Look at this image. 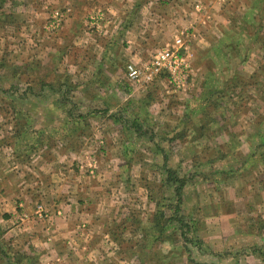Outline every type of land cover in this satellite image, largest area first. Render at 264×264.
Listing matches in <instances>:
<instances>
[{
    "label": "rangeland",
    "instance_id": "374dc122",
    "mask_svg": "<svg viewBox=\"0 0 264 264\" xmlns=\"http://www.w3.org/2000/svg\"><path fill=\"white\" fill-rule=\"evenodd\" d=\"M189 1L179 12L164 14L165 21L149 20L146 15L142 25H135L139 33L147 24L166 25L164 44L148 46L151 52L137 57L140 60L134 59L132 48L121 50L123 57L134 61L126 60V68L129 64L141 67L156 51L172 45L175 36L186 33L192 68L185 89L173 88L166 77L134 84L123 75L120 89L133 96L125 97L121 91L106 95L113 106L125 99L122 108L130 120L136 107L149 104L148 138L127 144L132 155L123 159L103 153L107 147L118 148V137L107 144L102 138L121 128H103L107 114L83 107L90 100L100 106L104 95L98 84L90 88V78L101 72L104 62L99 48L113 35L114 9L128 0H0V201L6 195L13 198L11 207L22 203V227L48 220L54 235L56 224L45 204L66 197L67 186L59 177L52 179L53 168L36 176L40 169L34 170L39 164L34 149L44 148L47 158L58 159L68 144L74 149L69 161L75 164L73 174L79 179L75 185L85 183L95 202L90 216L99 217L115 204L113 222L108 218V222H97L102 229H96L92 237L78 232L65 236L64 231L53 245L31 251L19 249L24 240L15 245L17 237L7 236L4 247L13 250L10 264H34L41 259L43 264H264V75L260 71L264 3L229 0L220 21L212 6L201 7L193 19ZM66 8L71 12L65 22L48 31L45 27L53 12ZM251 11L254 19L246 23L244 18ZM178 16L187 24L173 31ZM66 82L76 91L74 116L83 114V120L68 118L71 106L60 102L71 96L65 85L60 87ZM127 130L136 131L132 126ZM66 137L70 141L63 143ZM86 137L91 142H82ZM14 150L22 169H15L19 163ZM118 166L124 167L122 172ZM168 169L187 180L179 214L184 225L169 224L166 235H174V244H160L154 230L157 205L165 195L174 199L172 190H162ZM6 185L12 191L8 187L7 193L2 191ZM164 205L166 217L171 218L168 203ZM4 212L0 203V216Z\"/></svg>",
    "mask_w": 264,
    "mask_h": 264
},
{
    "label": "crops",
    "instance_id": "0c3cea01",
    "mask_svg": "<svg viewBox=\"0 0 264 264\" xmlns=\"http://www.w3.org/2000/svg\"><path fill=\"white\" fill-rule=\"evenodd\" d=\"M227 1L229 0H190L189 3L192 6V12H194V15L192 17L193 19L197 18L196 11H200L201 7L203 9L205 8L209 9L212 6L215 11L214 14H216L218 20L221 21L219 17L223 18L222 16L224 15V13L222 12V10H224V7H226ZM185 2L186 0H128L126 4L122 2L121 4L116 6V9H114L113 15H116V17L114 16V18H110L111 20L114 21L110 24V26H112L113 29L111 31L113 35L112 37L110 35L108 40H105L104 45L101 44L99 48L102 51V56L100 57H102V62H104L100 64L101 72L97 74H92V77L90 79L93 80L89 83L90 88L98 84L100 91L104 96L100 97V101H101L100 106L99 105L93 106L94 103L90 100L88 104H85V106L83 107L84 109L85 108L89 109V111H94V109H97L98 111H106V110L109 111L107 116L103 118L104 123L102 124V127L107 129H110V127H114L116 128V130L121 128L120 132H117L116 134L115 133H113L112 135L108 134L102 137L105 140L106 144L107 142L108 143L110 142L109 139L111 138H114V140H116V137H118L117 141L120 143L117 149L112 148L111 150H109L107 147L106 150H104L103 152L104 154H109V152H111L113 155L117 156L116 158L119 157L123 159L128 157L129 155H132L130 150H128L127 144L135 143V141L136 142L144 141L145 138H148V134L146 133L147 132L146 125H149L151 127V124L148 120V115L150 113L149 104L148 106L139 105L136 108L133 107L135 108L136 112L134 111L135 114L132 120L126 117L125 110L124 108H122L123 104L125 103V99L121 100L120 98V101L116 106L108 104L110 100L106 98L108 97L106 95L115 94L116 92L118 94L121 91V93L125 95V97L128 96L129 98H131L133 96V93L127 94L124 93L122 89H120L121 82L119 80L123 77V75L127 76V68L126 66H124V63L128 59L132 61V59L128 58V56L123 57V55H121L122 53L121 50L125 47H129L130 49L132 48L135 54L134 59L140 60V58L137 57L142 55L146 56L147 52L149 53L151 52L149 51V49H147L148 46L164 44L167 40L166 25L162 24V25L150 26V24H147L141 30L140 33L139 30L134 29L135 25L136 26H138L137 24L142 25V21L146 18V15H149L147 16V19L149 20L156 21V19H162V21H165L163 19L165 18L164 14L166 13L169 14L172 11H175V13L179 12L177 9H179L181 5L185 6ZM172 3H173V7L171 6ZM225 11L227 12L226 8ZM174 23L175 26H172L173 31H177L180 28L181 29L185 28V25L187 24V22L185 23V19H183L182 16H178V18H175ZM193 24L196 23L194 22ZM219 28L220 30L224 29L223 26H220ZM146 32H148V34L145 36L144 33ZM142 59L143 57H141V60ZM132 62L134 63V61ZM123 66H124V73L122 71ZM74 93H76V91L75 92L71 91L70 93L71 96L67 97L68 100H71L73 104L75 103L74 99L72 98V95H74ZM118 111H120L119 114ZM178 125L179 124H176L175 126L172 127H177ZM130 126L132 127L139 126L138 128L140 129L139 131H135V132L133 130L131 131L127 130V132H124V128L125 127L130 128ZM129 132H131V134H128ZM102 138H95V139H102ZM83 139L84 140H82V142H84L85 140H87L86 142H91V138L87 139L86 137ZM66 141H70L69 137H66L62 142L65 143ZM14 149H16V147H14ZM36 149H34L35 151H37V155H36L37 157L35 162H38L39 164L38 166H35L34 170L37 172L36 168L40 169V171L37 172L36 176L38 174L42 175L43 173H48L49 172L48 170L53 168L54 171L50 170V172L51 171L53 172L51 177L52 179L54 177H59L60 182L65 184V186H67L66 197L63 196L56 197V200L53 199V201L45 204L53 217L52 220H54L56 224L54 227V233H53L54 235H52L51 234L53 231L52 226L46 224L48 220L44 221L43 225H39V226L32 225L31 227H22L20 223L21 215L19 214V212H21V209L19 207L20 204L22 203L18 204L19 203L18 202L14 207L13 206L11 207L10 204L13 201L11 199L13 198L4 195V197H6V200L2 199L0 201L1 206L4 208V211H6L4 212V214L0 216V234H1L0 261H2L3 259L6 261L2 262V264H8V263L10 264V259H11L10 256L13 251L11 249V246L7 248L4 247L5 239L7 236L11 235L13 237L14 236L17 237L14 242L15 245L16 244L19 245L20 239L21 241L22 240L25 241L23 245H19L20 250L31 249V251H33L38 247L44 248L45 247L44 245L46 246H49L50 244L53 245L54 241L58 237L63 236V234L61 233L64 231L66 232V234L64 233L65 236L68 233L74 234L78 232V233H82L84 236L88 237L91 235L92 237L91 233H94L96 229L98 230L102 229L101 225H99L97 222H101V223L108 222L107 218L109 219V221H112V210L115 209V204L109 205L106 211L99 217L94 218V216L93 217L90 216L91 213L90 207L92 206L91 204H94L95 202L90 198L91 197L89 195L90 190L85 183L82 184L81 186L75 185L76 184L75 180L79 181V179L76 178L73 174L75 164H73V161H69V158L71 159V157L74 155V153L72 152L74 149L71 150L72 148L71 147L69 148V145L67 144L64 150L65 154L61 155V157L58 159H56L55 157L47 158L46 156L47 154H45L44 148H42L41 150L39 149L36 150ZM147 152L148 154L150 153L149 149ZM14 157L19 163L17 164V166L19 165L21 167L20 168L18 166V168L15 169H22L23 164L20 162L21 157L18 155V153L15 150H14ZM63 157H65L66 166H63L62 164L64 162ZM116 165L114 167L115 169H116ZM117 169L121 171L122 169H124V167L118 166ZM76 186L79 187L80 189L78 188L76 189ZM7 187L8 185H6L2 191L6 192L5 190ZM8 189L12 191V188L10 186L8 187ZM100 202L104 203V201L101 200ZM9 207L11 208L10 211H8L7 209ZM117 209L118 211L121 212L120 206H118ZM76 213H78V215ZM8 222H12L13 224L11 226H7ZM20 234H22L23 236H20ZM106 238H108V236ZM31 251L28 254H31ZM50 255H51L50 259H53L54 255L53 254ZM34 264H43V260L42 259L38 261L35 260Z\"/></svg>",
    "mask_w": 264,
    "mask_h": 264
},
{
    "label": "built area",
    "instance_id": "2783aa9c",
    "mask_svg": "<svg viewBox=\"0 0 264 264\" xmlns=\"http://www.w3.org/2000/svg\"><path fill=\"white\" fill-rule=\"evenodd\" d=\"M71 12L70 8L56 10L51 22L46 25L48 31L60 28ZM99 16L98 19H101ZM185 34L175 36L173 44L156 51L151 60L141 67L135 64L127 66L128 80L134 84L152 83L157 79L167 78L168 83L178 90L185 89L191 77L192 68L188 61V48ZM41 210V208H40Z\"/></svg>",
    "mask_w": 264,
    "mask_h": 264
},
{
    "label": "trees",
    "instance_id": "16d2710c",
    "mask_svg": "<svg viewBox=\"0 0 264 264\" xmlns=\"http://www.w3.org/2000/svg\"><path fill=\"white\" fill-rule=\"evenodd\" d=\"M256 3H257L256 5H258V4L261 5L264 3V0H256ZM253 15H254L253 11H251V14H247L244 18V19H247L245 22L248 23L247 22L248 20H249V22H251L254 19ZM260 71H261V74L264 75V64H262V66L260 67ZM257 76L259 77V75H257ZM64 85L68 88L69 91L75 90V87L71 86L72 83L70 84V82H66L65 84H61L60 87H63ZM214 95H215V91H214ZM60 102H62V103L66 102L65 104H63L64 106L65 105L71 106V108H69V110L66 111L68 118L74 117L76 120L85 119L86 116H84L83 114L82 115L76 114L74 116V114L76 113V112L74 113V111L76 110L77 105H76V103L73 104L71 100H68L67 96L63 97V99ZM215 107L218 108L217 104ZM94 113L95 114H102V113L108 114L109 111H107V110L106 111H98V112H94ZM138 127L139 126H136V127L134 126L136 131H139V129H140ZM167 173H168V179L162 180V183H163L162 190H168V189L172 190V193L174 195V199L172 200V198L171 199L166 198V195L164 198L162 196V198H163L162 202L158 203V205H157L159 208L158 209L159 211H157L158 213H156V215H155L154 230L156 232H158L155 236V239L157 240L156 242L160 243V244H166V243L174 244V235L173 234L172 235L170 234L168 236L166 235V231L169 229V226L172 225V223L175 222V223H179L182 226L184 225V221H183L184 218L183 217L179 218V214L182 212V205L184 202L183 201V191H184L185 187L187 186V180L181 178L178 175V173L172 169H168ZM173 188L175 189L174 191H173ZM164 193H168V192L165 191ZM149 198L152 202L155 201L154 198H152L151 196H149ZM164 202L168 203V206L166 207L168 209H166V210L172 211L171 218L166 217L167 214L164 210L165 209ZM187 227H190V226L187 224ZM162 235H165V236H162ZM0 236H1V234H0Z\"/></svg>",
    "mask_w": 264,
    "mask_h": 264
}]
</instances>
